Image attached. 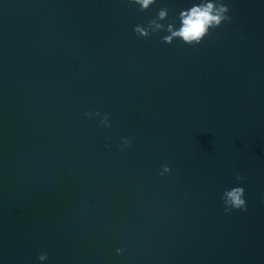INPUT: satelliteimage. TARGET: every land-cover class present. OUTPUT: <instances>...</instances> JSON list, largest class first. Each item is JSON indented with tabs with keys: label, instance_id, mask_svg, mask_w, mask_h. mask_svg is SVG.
<instances>
[{
	"label": "water",
	"instance_id": "water-1",
	"mask_svg": "<svg viewBox=\"0 0 264 264\" xmlns=\"http://www.w3.org/2000/svg\"><path fill=\"white\" fill-rule=\"evenodd\" d=\"M0 264H264V0H0Z\"/></svg>",
	"mask_w": 264,
	"mask_h": 264
},
{
	"label": "clouds",
	"instance_id": "clouds-1",
	"mask_svg": "<svg viewBox=\"0 0 264 264\" xmlns=\"http://www.w3.org/2000/svg\"><path fill=\"white\" fill-rule=\"evenodd\" d=\"M134 2L140 4L142 9H146L154 0H134ZM226 11L225 7L217 8L214 4L207 3L206 5L195 6L188 12L181 13L182 26L178 31L169 29L171 36L167 38V42H170L174 37H178L188 44L198 43L206 35L210 27L218 26L225 19L224 13ZM160 16L163 18L165 13L161 12ZM242 197L243 190L237 188L229 194L227 203L230 207L243 209L245 201ZM40 259L43 260L45 257L42 256Z\"/></svg>",
	"mask_w": 264,
	"mask_h": 264
}]
</instances>
